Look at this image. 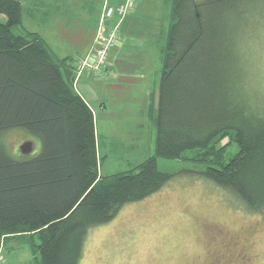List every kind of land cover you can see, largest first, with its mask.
Segmentation results:
<instances>
[{"label":"trees","instance_id":"1","mask_svg":"<svg viewBox=\"0 0 264 264\" xmlns=\"http://www.w3.org/2000/svg\"><path fill=\"white\" fill-rule=\"evenodd\" d=\"M255 1H169L160 77L147 108L154 154L135 169L102 175L95 115L76 90L83 57H59L39 33L15 34L23 6L0 0L7 19L0 22V239L37 235L36 264H80L91 229L174 177L159 170V159L194 165L199 170L185 173L229 191L249 212H263L264 86L243 45L257 29ZM127 5L105 0L98 28L119 37L130 11L118 10ZM15 132L36 140L39 153L13 155ZM232 145L238 152L227 160Z\"/></svg>","mask_w":264,"mask_h":264},{"label":"rangeland","instance_id":"2","mask_svg":"<svg viewBox=\"0 0 264 264\" xmlns=\"http://www.w3.org/2000/svg\"><path fill=\"white\" fill-rule=\"evenodd\" d=\"M19 1L22 23L14 27L15 34L39 33L61 58L88 54L105 0ZM169 1L134 0L135 11L124 17L120 28L126 39L138 40V45L124 48H139V44L140 48L122 58L118 78L112 69L103 75L85 69L77 76L76 90L97 112L102 175L135 169L154 154L155 129L144 99L149 89L158 86V48L165 41L160 30L168 28V20L162 16L168 13ZM253 9H257V29L252 35L249 30L243 45L247 66L254 71L258 86H264V0H256ZM6 21L0 15V22ZM121 76L128 81L120 84ZM81 77L87 84L85 91L78 85ZM115 81L117 85H110ZM10 141L15 156H21L20 146L27 141L32 142L33 151L26 156L39 153L36 140L20 132L12 134ZM237 152L232 145L227 160ZM158 168L174 177L159 192L125 206L110 223L91 229L80 264H264V211L249 212L229 191L185 173L199 170L192 164L159 159ZM39 244L37 235L1 238L0 259L4 262L0 264H36Z\"/></svg>","mask_w":264,"mask_h":264},{"label":"built area","instance_id":"3","mask_svg":"<svg viewBox=\"0 0 264 264\" xmlns=\"http://www.w3.org/2000/svg\"><path fill=\"white\" fill-rule=\"evenodd\" d=\"M132 0H129V6H122L118 12L124 15L126 12L131 11ZM113 9L109 8L106 11V16L110 17ZM118 35L116 30L106 33L104 25H100L94 39L93 46L86 56L78 60V74H82L85 69L93 71L96 75L107 74L110 70L109 54L111 49L117 44ZM0 262H4L0 259Z\"/></svg>","mask_w":264,"mask_h":264},{"label":"crops","instance_id":"4","mask_svg":"<svg viewBox=\"0 0 264 264\" xmlns=\"http://www.w3.org/2000/svg\"><path fill=\"white\" fill-rule=\"evenodd\" d=\"M35 5L37 6V3H36V2H35ZM37 7H40V4H39ZM166 15H167V14H166ZM166 15H163V16H162L164 20H165V18H166ZM164 25H165V23H164ZM123 27H124V26H123ZM123 27H122V28H123ZM165 31H166V28H165V26H164V28L161 29L160 32H163V33L165 34ZM94 39H95V38H94ZM119 40H120L119 45H118L117 47L113 48V49L111 50V53H110V62H111L110 69H112V70L114 71V73H115V78H116V77H117V78L119 77L118 64H119L120 62H122V58H123V57H126L127 55L129 56L130 54H135L136 52H138V50H139V48H140V44H139V48H137V47L127 48V49L124 48V46H127V44H137L136 42H137L138 40H128V39H126V37H125V35H124V29H123V31L121 32V28H120V32H119ZM92 41L94 42V40H92ZM92 45H93V43L90 44V46H89L87 52H89V50L91 49ZM137 45H138V44H137ZM163 47H164V43H163L162 45H160V48H158V51H159V53H160V56H159V61H160V64H159V73H160V68H161V59H162V49H163ZM87 52H86V53H87ZM86 53H85V54H86ZM85 54H84V55H85ZM139 55L142 57V52H140ZM81 56H83V55H81ZM81 56H79V57H81ZM112 70H111V71H112ZM113 71H112V72H113ZM81 79H82V77L80 78V80H79V82H78V85L80 84L81 89H82L83 91H85V90L87 89V84H86V81L81 82ZM127 81H128V79L123 78V76H121V78L118 79V82H119L120 84H121V83H124V82H127ZM118 82H117V81H115V82H111L110 85H117ZM153 84L155 85L156 83L154 82ZM154 89H155V88L149 89L148 92H147V96H146L145 99H144V100H145L144 103H145V105H146V110H147V106H148V104H149L150 97H151V95H152ZM81 95H82V94H81ZM82 96H83V95H82ZM83 97H84V96H83ZM84 98H85V97H84ZM85 99H86V98H85ZM86 101L88 102L89 105H91L90 102H89V100L86 99ZM103 105H104L105 107H107L106 104L103 103ZM104 106H103V107H104ZM92 109H93V108H92ZM93 112H94V115H97V112H95L94 109H93ZM147 116H148V115H147ZM149 121H150V120H149ZM150 123H151V122H150ZM151 125H152V123H151ZM152 126H153V125H152ZM96 133H97V130H96ZM97 143H98V145L100 144V140H99L98 134H97ZM112 143H115V141H113ZM106 145H107V144H106ZM99 153H100V145H99Z\"/></svg>","mask_w":264,"mask_h":264},{"label":"water","instance_id":"5","mask_svg":"<svg viewBox=\"0 0 264 264\" xmlns=\"http://www.w3.org/2000/svg\"><path fill=\"white\" fill-rule=\"evenodd\" d=\"M20 151L23 155H29L32 153V142L27 141L20 146Z\"/></svg>","mask_w":264,"mask_h":264}]
</instances>
